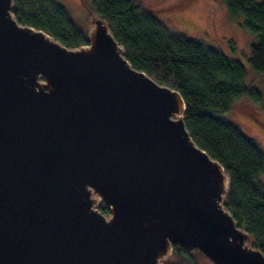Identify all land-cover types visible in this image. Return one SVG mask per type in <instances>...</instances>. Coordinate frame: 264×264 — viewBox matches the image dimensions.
Segmentation results:
<instances>
[{
	"label": "water",
	"instance_id": "obj_1",
	"mask_svg": "<svg viewBox=\"0 0 264 264\" xmlns=\"http://www.w3.org/2000/svg\"><path fill=\"white\" fill-rule=\"evenodd\" d=\"M13 6L0 0V264H165L174 246L264 264L181 93L135 68L105 18L70 47Z\"/></svg>",
	"mask_w": 264,
	"mask_h": 264
},
{
	"label": "trees",
	"instance_id": "obj_2",
	"mask_svg": "<svg viewBox=\"0 0 264 264\" xmlns=\"http://www.w3.org/2000/svg\"><path fill=\"white\" fill-rule=\"evenodd\" d=\"M223 2L233 18L258 35L248 66L200 41L171 32L140 0H96L95 7L131 64L181 93L186 103L184 120L192 138L229 173L225 207L249 232V243L264 253V187L255 181L264 173V152L223 116L248 99L260 102V93L246 80L250 70L264 74V2ZM13 7L20 23L45 30L67 46L88 42L87 34L54 0H14ZM98 207L109 213L104 202ZM196 252L174 246L165 264H197Z\"/></svg>",
	"mask_w": 264,
	"mask_h": 264
},
{
	"label": "rangeland",
	"instance_id": "obj_3",
	"mask_svg": "<svg viewBox=\"0 0 264 264\" xmlns=\"http://www.w3.org/2000/svg\"><path fill=\"white\" fill-rule=\"evenodd\" d=\"M83 1V3H82ZM54 0L62 6L74 23L87 34L96 0ZM171 32L215 48L227 57L250 65L251 47L258 35L247 30L242 20L235 19L223 0H140ZM264 2V0H257ZM246 83L260 93V102L248 99L235 109L224 113L225 119L236 125L244 135L253 139L264 152V74L250 70ZM255 181L264 187V173ZM99 208V207H98ZM196 252V251H194ZM197 253V252H196ZM197 264H211L197 253Z\"/></svg>",
	"mask_w": 264,
	"mask_h": 264
},
{
	"label": "flooded vegetation",
	"instance_id": "obj_4",
	"mask_svg": "<svg viewBox=\"0 0 264 264\" xmlns=\"http://www.w3.org/2000/svg\"><path fill=\"white\" fill-rule=\"evenodd\" d=\"M82 1V0H81ZM82 3H83V1H82ZM84 4V3H83ZM94 13L92 12V17H91V19H90V26L92 25V23H93V19L95 18V15H93ZM88 30V29H87Z\"/></svg>",
	"mask_w": 264,
	"mask_h": 264
}]
</instances>
